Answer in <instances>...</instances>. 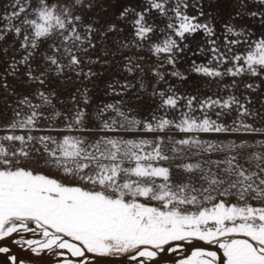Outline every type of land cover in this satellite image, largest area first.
<instances>
[{
  "label": "snow or ice",
  "instance_id": "6c2138e0",
  "mask_svg": "<svg viewBox=\"0 0 264 264\" xmlns=\"http://www.w3.org/2000/svg\"><path fill=\"white\" fill-rule=\"evenodd\" d=\"M97 2L13 0L12 11L0 16V43H7L11 35L18 44L11 52L19 53L6 61L0 88L15 95L9 91L7 77L20 75L31 86L27 95L18 98L12 119L3 125L5 134L0 135V240L38 230L42 239L17 243L37 254L59 250L62 264H89L88 254H130L132 260L146 264L165 246L195 238L217 245L223 259L215 251L200 250L181 264H264V206L249 203L264 201V151L256 150L264 149V141L225 144L200 138L210 133L264 134V128L245 122L253 115L247 107L250 100L229 95L197 101L195 96L178 95L171 86L158 87L167 83L165 65L172 68L167 75L186 79L175 66L189 48L188 39L198 33L206 37L208 47L194 54L207 55L209 65L217 66L193 62L197 74L264 75V37L252 41L250 32L231 24L224 25L220 37L214 24L201 22L202 4L189 0H138L118 12L120 24L86 22ZM254 5L257 10H252ZM192 7L197 15L188 13ZM236 7L233 19L250 15L264 21V0H236ZM161 17L166 21L163 28L156 24ZM129 28L127 37L113 40L114 48L104 47L110 33ZM241 44L247 45L245 52L236 50ZM98 46L105 57L147 47L158 62L146 68L142 56L123 55L124 80L107 86L109 95L119 99L98 106L89 116L85 88L83 107L73 95V107L58 109L54 101L59 97L47 87L50 77L71 72L91 81L97 75L92 65L111 62L92 59L89 53ZM9 50L0 48L5 56ZM228 64L232 66L221 70ZM148 73L150 81L145 79ZM245 87L253 89L252 84ZM134 89L157 98L162 114L153 113L150 120L135 115L125 99ZM181 101L186 110L176 119L169 118V113L181 108ZM215 109H219L217 119H212L209 112ZM197 111L199 116L194 114ZM232 111L237 114L232 126L219 122L221 115ZM91 121L96 122L92 127ZM170 130L185 136L130 139L121 135ZM213 154L223 155L213 158ZM36 156L76 183L37 171ZM192 157L199 159L192 161ZM173 167L185 174L183 179L173 180ZM8 251L0 247V253ZM10 259L16 264L14 256Z\"/></svg>",
  "mask_w": 264,
  "mask_h": 264
},
{
  "label": "rangeland",
  "instance_id": "374dc122",
  "mask_svg": "<svg viewBox=\"0 0 264 264\" xmlns=\"http://www.w3.org/2000/svg\"><path fill=\"white\" fill-rule=\"evenodd\" d=\"M13 0H0V16L10 13L12 11L11 4ZM138 0H98L95 9L92 12L87 13L86 22H98L99 25H106L109 22H114L120 24V21L116 19L118 12L126 5L132 4L136 5ZM193 5L198 2L202 4V10L205 13L203 17L200 18L201 22H209L214 24L217 35L222 37L224 34V25L231 24L236 30L241 28L247 30L251 33L250 39L252 41L258 40L264 37V21L259 17H251L250 15H245L243 18L235 17L237 7L236 0H189ZM106 8V11L104 10ZM258 5H254L252 10H257ZM190 15H197V9L192 7L188 9ZM209 13L211 15H209ZM155 15V14H153ZM164 18H157L156 24L158 27L163 28L165 26ZM123 26V25H121ZM131 29H126L124 33H110L107 42L104 43V47L109 49L114 48L113 40L125 38L129 35ZM243 39V37H242ZM7 43H0V48L7 47L9 48V53L7 56L0 51V74L6 72V61L10 59L11 56H18L19 53L11 52V47L15 46L18 48V44H14V38L9 35L7 37ZM189 48L178 58L175 70L180 72L186 79H180L178 77H173L167 75L168 72L172 71L171 66L165 65L166 71V80L167 83H160L158 85L161 89H167L169 86L181 96L192 97L195 96L197 101L205 99L207 97H220L227 98L229 95H235L241 101H245V98L250 100V103L247 104L250 112H252L251 117H245V122L252 124L256 128H264V75L261 76H252L248 73H245L238 77H231L225 75L222 78H211L206 77L201 74H197L193 71V62L196 65H207L216 67L214 63L209 65V57L207 55H198L194 54L200 47H208L206 44V37L202 33L196 34L194 37H190L187 41ZM46 47V45H42ZM236 50L238 52H245L247 50V45L241 44L238 45ZM89 55L93 60L99 58L101 61L107 59L111 61L108 64L98 63L92 65L93 70L97 73L91 81L78 79L73 73L67 72L65 76L50 77V83L47 87L51 90H54L59 97V101H63L61 104L59 101H54L56 106L60 110H66L73 107L74 101L72 99L73 95L76 96V101L80 103L83 107V96L82 93L84 89L87 88V97L89 99V104L87 105V114L91 116L98 106H102L106 103L113 102L119 97H114L109 95L108 84L114 80L123 81L125 78V73L122 71L120 65L123 63V55H136L142 56L143 60L141 61L146 68H151L155 66L158 62V58L153 56L148 50L147 47L143 51H137L135 49H127L122 53H118L116 56L105 57L103 51L98 46V48L90 52ZM39 59V58H38ZM231 64L223 67H231ZM87 68V65L85 66ZM146 81L152 80L151 73H148L146 76ZM130 82L134 85L136 80L129 78ZM7 82L11 86L9 91L16 93L15 95H10L5 92L3 88H0V135L5 134L2 130L3 125H6L13 116V107L16 106L17 100L20 96L27 95L30 92L31 86L27 83L26 77L20 75L18 77H7ZM235 82V83H234ZM247 84H252L253 89H248L245 87ZM138 87V86H137ZM79 90V91H78ZM150 91V90H149ZM137 96L139 98H137ZM127 100L128 106L134 109V114L141 119H151L153 113L161 115L162 113L158 111L159 100L155 97H152L148 93H137L134 90L130 91L125 97ZM184 101H181V108L174 113H169V118L176 119L179 117L181 111L186 109L183 107ZM195 106V105H194ZM215 109L209 112V115L212 119H217ZM199 116L200 113L197 111L194 113ZM236 112L232 111L221 115L219 117V122L224 123L228 126H232L233 121L236 119ZM95 121H91L89 126L92 127L95 125ZM37 135L41 133H35ZM46 134V133H45ZM55 135V133H53ZM125 138L135 139V138H147L152 139L154 136H171L176 139L184 138L185 134L179 133L175 130L166 131L165 133H144V132H135V133H121ZM200 138L204 140L211 141H220L225 144L229 142L240 143L242 140L247 141L250 144H255L256 141H264V134H247V133H221V134H200ZM39 147V145H37ZM167 148H170L171 145H167ZM264 151V149H256ZM223 154H213V158H218ZM36 159L39 160V165L36 167L37 171H42L47 175H50L54 178L60 179L64 183L72 184L76 183L71 177L64 176L62 173L57 171L55 168H49L44 165L43 158L41 156H36ZM199 159V157H192L191 160L194 161ZM176 161L174 163H178ZM167 166V162H161ZM173 180L179 181L184 178L185 174L182 171L173 167ZM235 202L234 198H229ZM249 203H252L253 206H264V201H255L250 200Z\"/></svg>",
  "mask_w": 264,
  "mask_h": 264
},
{
  "label": "bare ground",
  "instance_id": "6f19581e",
  "mask_svg": "<svg viewBox=\"0 0 264 264\" xmlns=\"http://www.w3.org/2000/svg\"><path fill=\"white\" fill-rule=\"evenodd\" d=\"M30 227L35 228L30 223ZM39 240L42 237L39 231L14 233L11 237L0 240V247H7V253H0V264H13L10 257L16 258V264H62L63 258L58 255L59 250H45L39 254L33 252L26 244L17 243L19 240ZM174 249V250H173ZM215 251L223 259V251L215 244H208L195 238L186 241L173 242L165 246V250L158 252V255L146 264H181L192 256L196 251ZM89 255V264H139L138 260H132L130 254H117L113 256L99 257Z\"/></svg>",
  "mask_w": 264,
  "mask_h": 264
}]
</instances>
